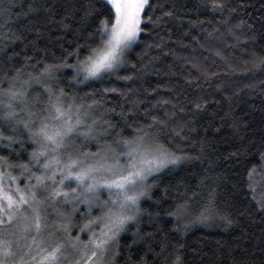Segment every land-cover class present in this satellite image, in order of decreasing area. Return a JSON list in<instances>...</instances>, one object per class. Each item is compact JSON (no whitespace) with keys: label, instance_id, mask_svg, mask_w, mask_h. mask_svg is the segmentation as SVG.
Returning a JSON list of instances; mask_svg holds the SVG:
<instances>
[{"label":"snow or ice","instance_id":"obj_1","mask_svg":"<svg viewBox=\"0 0 264 264\" xmlns=\"http://www.w3.org/2000/svg\"><path fill=\"white\" fill-rule=\"evenodd\" d=\"M181 7L177 0H13L0 8V264H187L184 236L192 224L219 217L231 225L211 184L203 204L178 188L171 203L167 188L156 191L162 174L200 159L207 143L191 135L207 110L203 96L142 83L149 65L170 54ZM196 7L219 15L208 21L212 31L201 29L208 37L223 26L231 46L243 44L247 53L239 61L222 56L218 70L190 61L197 86L221 75L264 76V47H247L256 34L244 30L245 20L233 21L237 7L230 0ZM13 10L36 21L34 35L11 30ZM52 29L58 55L38 45ZM185 83H193L191 71ZM231 127L239 135L247 125L233 118ZM186 144H199L198 153ZM226 159H243L234 188L264 213V136L258 147L249 139ZM261 253L259 262L248 250L228 258L264 264V247Z\"/></svg>","mask_w":264,"mask_h":264},{"label":"trees","instance_id":"obj_2","mask_svg":"<svg viewBox=\"0 0 264 264\" xmlns=\"http://www.w3.org/2000/svg\"><path fill=\"white\" fill-rule=\"evenodd\" d=\"M27 2L28 0H15L18 4ZM56 2L59 4L63 0ZM10 3H13V0H0V8ZM177 3L183 7L179 10L181 19L173 21L171 35L175 43H169L171 52L167 57L154 61V68L153 65H149L151 70L144 75L142 83L145 88L149 85L154 88L158 83L174 85L189 98L197 94L203 96L208 101L207 110L196 118L197 131L191 135L194 140L198 135L203 136L207 143L203 152H199L200 159L189 161L170 174H162L157 182L156 191L162 195L167 188L166 199L171 203L178 195V188L179 192L187 195L193 203L203 204L210 191L208 184H211L215 190L216 206L220 215L232 219L231 225L219 217L204 223L192 224L184 236L187 264H216L222 260H227L228 264H231L228 253L244 250L255 253V258L259 262L261 248L264 247V213L257 211L250 197L234 188L237 180L235 174L237 171L241 173L244 171L243 159L238 163L226 157L229 152L236 150L239 144L247 143L249 139L254 140L258 147L261 137L264 136V76L221 75L207 83L201 78L197 86L195 70L191 69L190 61L195 60L210 70H218L223 67L222 56L239 61L245 58L247 53L243 44L231 46L234 42L223 26L217 25L221 32L214 34L213 37H208L206 32L201 30L203 28L212 31L208 21L212 20L213 15L219 20V15L198 9L196 5L199 0H177ZM230 4L237 7V12L233 13V21L245 20L244 30L249 34L252 32L256 34L255 42H249L247 47L259 51L264 47V0H230ZM10 15L9 27L13 32L28 36L35 34L29 31L36 25L35 20H25L19 15V10H13ZM197 16L205 23L202 26L190 25L189 20H195ZM247 25L252 26L251 30L247 29ZM56 41V32L52 29L43 33L38 45L41 48L47 47L50 54L58 55ZM201 44L204 47H201ZM14 48L15 51L21 52L22 45H14ZM217 50L221 52V56L216 55ZM26 51L35 54L31 45ZM157 51L153 50L148 55L154 56ZM189 71L193 78L191 85L185 83V76ZM160 91L162 92L163 88ZM233 118L242 120L247 125L246 130L241 131L239 135H233L231 127ZM213 125L220 127L221 131L216 132ZM204 128L208 131L205 132ZM185 150L195 155L198 153L199 144L195 147L186 144ZM206 176L212 177V180L201 184Z\"/></svg>","mask_w":264,"mask_h":264},{"label":"rangeland","instance_id":"obj_3","mask_svg":"<svg viewBox=\"0 0 264 264\" xmlns=\"http://www.w3.org/2000/svg\"><path fill=\"white\" fill-rule=\"evenodd\" d=\"M74 234H75V230H74Z\"/></svg>","mask_w":264,"mask_h":264}]
</instances>
